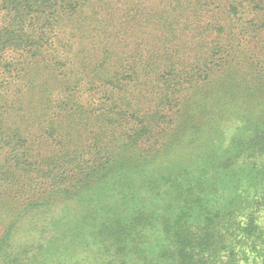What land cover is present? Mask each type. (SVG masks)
I'll return each instance as SVG.
<instances>
[{
	"label": "trees",
	"instance_id": "obj_1",
	"mask_svg": "<svg viewBox=\"0 0 264 264\" xmlns=\"http://www.w3.org/2000/svg\"><path fill=\"white\" fill-rule=\"evenodd\" d=\"M2 1L14 22L53 7ZM131 1L144 32L47 53L63 72L22 87L63 88L32 100L44 109L27 124L2 103L42 56L22 28L0 29V264H264V77L231 65L233 37L214 41L243 2ZM57 197L70 203L49 236L13 241L21 213Z\"/></svg>",
	"mask_w": 264,
	"mask_h": 264
},
{
	"label": "rangeland",
	"instance_id": "obj_2",
	"mask_svg": "<svg viewBox=\"0 0 264 264\" xmlns=\"http://www.w3.org/2000/svg\"><path fill=\"white\" fill-rule=\"evenodd\" d=\"M239 1L243 2L242 4L244 5L242 10L246 16L244 21H238L240 15H237L236 18L232 14H228L229 20L224 21L225 24L232 27L237 22L234 26V31L236 32H221L219 36L215 34H212V36L217 37L214 41L219 42L220 46L227 45L230 42V36L233 37V42H235V46L233 45L234 56H236L234 59L237 60L233 61L234 63L232 62L231 65L234 66L237 61L244 58L241 70H246L249 77L256 70L261 73L260 75L255 74V80L252 81L254 84L257 78L264 77V11L259 10L261 7L259 0H254L256 2L255 6L250 3L251 0ZM52 2L53 7L44 8L42 15L19 16L14 22L16 14L7 12L6 5L0 0V29L14 32L17 28H22V32H25L29 38L28 42L37 46L38 51L36 54L38 57L42 56L39 58L38 64H36L40 65V67L27 73L23 82L15 80L13 83L16 86L11 87V89L9 87L12 93L8 94L5 92V101L2 103L6 111L5 115L10 114L13 118H17V115L21 116L20 114L24 113L19 118V121L25 124H27V120L38 118L40 112L44 109L42 108L43 105L40 106V109L32 110L33 106L30 104L32 100H37V98L40 100L46 93L53 92L54 94V92L57 93V90H62L63 88H59V85H63V82L60 81L56 82V84H53L54 81L50 82L51 86L46 85L44 89L40 90L34 87L29 88L30 91L25 92V88L22 87V84L27 82V80H31L36 84V81L42 82L49 78L47 65L50 66L51 64V70H54V74L57 76H60V73L63 72V63L57 65L47 63V53L48 59L51 58V55L61 57L75 54V52L85 49V47L80 48L79 46L86 43L87 39L91 41L94 38H103L113 32H118L122 26L125 27L124 31L129 33L144 32L139 28H135L139 24L135 22L132 27L129 22H132L131 17L136 14L135 3L131 0H52ZM20 20H23V22L21 23ZM29 24L31 25L30 27ZM130 40L128 39V41ZM46 49L48 50L46 51ZM213 51L215 52L214 57H216L218 52L216 50ZM17 56L16 54L14 58H17ZM5 58L8 61L10 60L8 59L9 57ZM216 64L220 65L219 61ZM4 78L9 79V76ZM11 78L10 80H12ZM238 80L240 85H242L243 79L239 78ZM247 92V90H244L240 94H246ZM42 93L45 94L42 95ZM61 95L62 93L58 94V96ZM236 125V122L230 121L224 127L230 133L235 129ZM31 131L39 134L32 129ZM57 199L58 197L53 199L46 207L26 208L23 214L21 213L20 217L13 222V236L16 239L13 241L26 244L33 238L39 240L49 236L50 231L47 232V225L51 223L50 221L53 218H57L62 206L70 203V200L65 204L64 201ZM1 232L2 226H0V235Z\"/></svg>",
	"mask_w": 264,
	"mask_h": 264
}]
</instances>
